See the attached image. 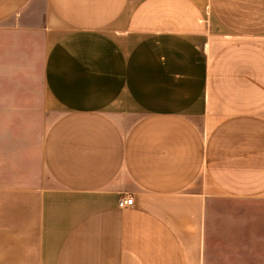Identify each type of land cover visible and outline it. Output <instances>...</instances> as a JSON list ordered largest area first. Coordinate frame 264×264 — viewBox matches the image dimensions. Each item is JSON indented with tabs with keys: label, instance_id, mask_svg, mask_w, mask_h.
<instances>
[{
	"label": "crops",
	"instance_id": "crops-1",
	"mask_svg": "<svg viewBox=\"0 0 264 264\" xmlns=\"http://www.w3.org/2000/svg\"><path fill=\"white\" fill-rule=\"evenodd\" d=\"M223 199L264 202V0H0V264H264Z\"/></svg>",
	"mask_w": 264,
	"mask_h": 264
},
{
	"label": "rangeland",
	"instance_id": "rangeland-1",
	"mask_svg": "<svg viewBox=\"0 0 264 264\" xmlns=\"http://www.w3.org/2000/svg\"><path fill=\"white\" fill-rule=\"evenodd\" d=\"M30 81L41 83L39 73L36 72V75H31ZM75 86L80 91L87 90L84 86ZM59 112V108L52 105L47 106L46 126L49 125L48 120L51 116L57 115ZM211 209L212 214L207 226L209 231L207 240L212 246L214 244L221 245V257L237 256L245 259L264 257V202L260 200L223 199L214 203ZM236 247L238 251L230 250V248Z\"/></svg>",
	"mask_w": 264,
	"mask_h": 264
},
{
	"label": "built area",
	"instance_id": "built-area-1",
	"mask_svg": "<svg viewBox=\"0 0 264 264\" xmlns=\"http://www.w3.org/2000/svg\"><path fill=\"white\" fill-rule=\"evenodd\" d=\"M206 15L208 16V12H206ZM133 198H128L125 197L123 199H121V201L119 202V207L124 208V207H131L133 206Z\"/></svg>",
	"mask_w": 264,
	"mask_h": 264
}]
</instances>
